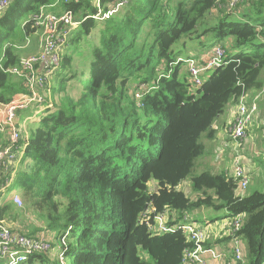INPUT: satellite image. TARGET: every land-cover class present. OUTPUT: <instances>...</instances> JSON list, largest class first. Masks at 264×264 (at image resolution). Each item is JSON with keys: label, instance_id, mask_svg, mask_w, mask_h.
Here are the masks:
<instances>
[{"label": "trees", "instance_id": "16d2710c", "mask_svg": "<svg viewBox=\"0 0 264 264\" xmlns=\"http://www.w3.org/2000/svg\"><path fill=\"white\" fill-rule=\"evenodd\" d=\"M115 1L102 0L103 10ZM246 4L248 11L236 15L218 8V0H128L102 23L88 73H78L64 55L59 71L70 66L69 79L79 80L83 92L70 95L65 79L58 88L54 82L60 102L47 109L34 136L20 142L26 145L22 162L31 159L32 170L21 169L13 189L45 215L58 240L67 239L59 247L67 264H183L193 243L181 230L152 233L143 213L151 208L152 219L167 213L171 225L205 206L243 214L238 235L247 244V263L264 264V191L240 196L230 171L194 173L205 152L203 133L214 137L226 109L264 87V0L238 7ZM43 6L80 18L98 11L91 0H14L0 18L2 104L30 94L6 69L23 57L17 41L39 32L30 18ZM96 26L86 18L74 40ZM210 32L217 40L229 36L231 46L225 63L204 71L196 87L179 61L190 56L174 45ZM142 84L148 89L137 99ZM189 176L195 197L178 188ZM24 264L63 263L37 252Z\"/></svg>", "mask_w": 264, "mask_h": 264}, {"label": "built area", "instance_id": "2783aa9c", "mask_svg": "<svg viewBox=\"0 0 264 264\" xmlns=\"http://www.w3.org/2000/svg\"><path fill=\"white\" fill-rule=\"evenodd\" d=\"M13 1L0 0V18ZM101 1L94 0L98 11L94 15H87L83 18L77 17L72 10L57 13L49 11L45 6L31 15L30 19L33 26L39 30L40 43L38 50L35 53L32 52L23 56L20 64L6 69V72L17 76L23 82L24 87L29 90L30 94H20L7 103H0L4 112V118L1 120L0 125H5L9 131L6 141L0 143V193L13 187L17 178V166L21 161L22 151L26 149L25 144L20 145L25 137L22 135L24 126L20 122V114L22 111L33 108V106L43 109L45 96L51 92L53 77L61 66L60 50L63 46H67L71 33L79 28L86 18L93 17L96 20L109 18L128 4V0H117L110 5L108 10L104 11ZM246 1L248 0H226L225 4L218 2V8L234 12L240 4ZM208 54L205 60H197L192 56L179 59V61L181 59L185 61L187 69L191 73L192 82L196 87L201 86L204 71L225 63L227 52L225 46L219 43L209 50ZM147 89V85L142 84L140 90L136 93V98L141 99ZM255 99L250 103L245 97L240 100L237 105L238 113L228 128L231 138L228 143H224L225 147L233 148L232 172H230L237 182L240 196L244 195L249 188L251 180V175L243 163L242 145L249 136V125L258 111ZM46 105H50L47 99L44 108ZM12 200L21 204V194L14 192ZM152 212L153 210L149 208L143 213V217L146 219L152 233L181 230L187 240L193 243L194 247L189 246L184 251L183 264H207V254L212 257L221 256L213 247L204 245L208 231L197 226L187 214L178 223L169 225L167 213H157L152 219ZM243 219V214L232 216L227 230L235 261L241 264L246 259L243 241L238 235L243 225ZM0 223V264H24L31 254L48 252L52 249L50 239L45 236L29 235L20 229L7 226L2 221Z\"/></svg>", "mask_w": 264, "mask_h": 264}, {"label": "rangeland", "instance_id": "374dc122", "mask_svg": "<svg viewBox=\"0 0 264 264\" xmlns=\"http://www.w3.org/2000/svg\"><path fill=\"white\" fill-rule=\"evenodd\" d=\"M91 1H92L93 5H95L94 0H91ZM218 2L225 4L226 0H219ZM248 7H249L248 4L243 5L241 7H238V9L234 11V14L241 15L242 12L248 11L247 10ZM49 9H48L49 11H56L55 9L53 10V8H49ZM223 10H225V9H223ZM106 19L107 18H105V19L102 18L101 20L98 19L97 20V26L92 30V32L89 35L83 34V37L81 39L76 40V41L74 40V38L78 34L80 27L75 29L71 33V37L68 40L67 46H63L61 48V50H60L61 57L62 58L65 57L64 55L71 56L74 59V61L72 63V67L74 66L73 69H75L78 73H81V72L88 73L89 72L91 62L93 60L92 51H93V48L95 46H97L100 42L102 23ZM22 24H23V22H22ZM36 40H37V43L39 46V43H40L39 32L32 35L31 37L26 38V41L22 40V38H20L17 41L18 42L17 44L19 46V48L17 49V52L20 53L21 48L25 45H28V48L27 47L22 48L23 54L21 53V55L24 56V55H28L29 52L32 53V51L35 49L34 44H35ZM212 40H216L215 45H218L219 43H221L227 49L231 46V42H232V38H230L229 36H226L225 38L217 40L215 38L214 33L210 32L209 34L203 35L199 39H194L192 41L186 40L185 38H182L180 41H178L174 45V50H176V51L179 50L180 53H182L183 57H186V55L190 54L189 53L190 50L193 51V50L197 49V52H193L194 53L193 56L197 60H200L201 58L206 56V54L209 50H211L215 46V45L214 46L211 45ZM28 41H30V42L28 43ZM26 43H28V44H26ZM25 48H27V49L23 50ZM200 50H201V52L198 53ZM232 52L238 53V50H232ZM71 69L72 68H70V66H69L67 68L65 67L64 69H62V72L60 70L57 73H55V75L53 77V84L55 81L58 84V80L62 81L63 79H65L64 82H62V83L64 85H66V83L68 86L70 85V89L68 90L70 92V95L77 96V95L82 94V92H83V90L81 88L82 85H80L79 80H77V79H72V78L69 79V76L71 74V72H70ZM185 70H186V68H185ZM262 76H264V73L262 74ZM9 79L10 80H16V79L19 80L17 78V76H15V75L13 76L12 74H10ZM58 87H59V84H58L57 88ZM45 97L47 99V102L50 103V105H46L44 108V104L46 102V99H45L44 104L42 106L43 109H41V107H37V106L34 107L33 106V108L22 111V113L20 115V122L24 126V131H23L22 135H24L25 137L27 135L28 136H34L36 129L40 125L41 119L45 115H47L49 112V110H47V109H49V107L53 108L54 105H56L58 102H60V95H58L56 91L55 92L51 91ZM3 118H4V112H3V109L1 107L0 108V122ZM8 135H9V131L5 127V125H0V141H2V142L6 141V139L8 138ZM222 140H223V135L222 136L218 135L216 138H214V137H210L208 135V132L203 133L202 138H201V142H203L205 145V152L196 161V165L194 167L195 168V170H194L195 174H197V175L201 174L205 170L211 171L213 173H221L223 168H227L232 172V166L230 164L229 157L227 154L222 159L221 168L219 167V165H214V163H213L214 146L216 144L217 145L221 144ZM226 150H227V148H226ZM32 163H33V161L31 159H27L26 160V166L23 165V167L21 169L26 168L29 172L30 170H32L31 169ZM249 186L250 187L245 191L244 195L248 194V193H252L256 190L264 191V174L261 175V177L259 175L253 176V179L251 181V184H249ZM180 188L182 190H185L191 197H195L197 195V192H198V191H195L194 187H192V177L191 176H189L187 179H185L181 183ZM12 192H13V188H7L6 190H4L3 192L0 193V209L4 208L6 206L8 207V208L4 209L3 214L0 217V222L2 221L4 224H6L9 227L20 229L29 235H41V236H45L46 238L50 239V241H51L52 245H54V247H53V249L48 251V254L53 256V257L59 256L62 263L67 264V257H66L65 251H61V249L59 250V247L61 248L63 245H66L67 239H66V241L64 239L58 240L55 237V232L53 233L47 228V220H46L45 215L41 211L37 210L36 208L34 209L31 206V204L29 203V201L23 197V195H22L21 204L14 202L12 200V198H13ZM204 208L209 211V214L213 218V220L223 219L225 217L224 212L225 213L227 212V210L225 208H223L222 210H217L215 208L207 207V206H205ZM194 210H196V209L192 210L193 213H194Z\"/></svg>", "mask_w": 264, "mask_h": 264}, {"label": "crops", "instance_id": "0c3cea01", "mask_svg": "<svg viewBox=\"0 0 264 264\" xmlns=\"http://www.w3.org/2000/svg\"><path fill=\"white\" fill-rule=\"evenodd\" d=\"M49 8L51 7H47V9ZM60 10H61L60 8L57 9V11L61 12ZM24 47L28 48V45H25L22 48ZM27 48L23 50H26ZM34 48L36 52L38 50L37 40L35 41ZM193 52H197V49L193 51L190 50L189 52L190 54L186 56H193L194 55ZM200 52L201 50L198 53ZM208 52L206 56L201 58L202 60H205L207 55H209ZM245 98L249 103L256 98L255 100L258 109V111L255 113L253 117L252 122L249 125V136L245 139L242 145L243 163L244 166L247 167L251 175V180H250V184H251L253 176L259 175L261 177V175L264 174V87L262 89H259V91H249L245 95ZM237 113H238L237 105H230L226 109V112L221 115V117L216 121V123L213 126L214 129L217 130V133L214 136V138H216L218 135L220 136L223 135V140L221 144L219 145L216 144L213 150V155H214L213 163L214 165H219L220 168L222 164V159L225 157L226 154L228 155L230 164L232 166L233 148L229 146L225 147L224 143L225 144L228 143L231 138L228 128L232 124ZM1 142L2 141H0V143ZM24 152L25 150L22 151L21 161L17 166V174L21 170L23 165L25 166L26 164V162L25 163L22 162ZM222 171L226 172L230 170L227 168H223ZM180 186L181 185H179L178 188H180ZM14 192L21 194V191L18 189H13L12 194ZM186 214L193 219L194 223L197 226L205 228V230L208 231L206 237L207 242L211 245L210 247H213L216 250L218 255H221L219 257H212L211 255L207 254L206 255L207 264H232V263L241 264L235 261L232 244L230 243L229 236L227 234V230L229 228V222L232 217V216H228V212L226 213L224 212L225 217L219 220L217 219L213 220V218L209 214V211L205 208H198L194 210V213L190 211V212H186ZM242 244H243L244 253L246 254L247 244L244 241L242 242ZM243 264H247L246 259Z\"/></svg>", "mask_w": 264, "mask_h": 264}, {"label": "water", "instance_id": "95a60500", "mask_svg": "<svg viewBox=\"0 0 264 264\" xmlns=\"http://www.w3.org/2000/svg\"><path fill=\"white\" fill-rule=\"evenodd\" d=\"M215 68H217V67H215Z\"/></svg>", "mask_w": 264, "mask_h": 264}]
</instances>
